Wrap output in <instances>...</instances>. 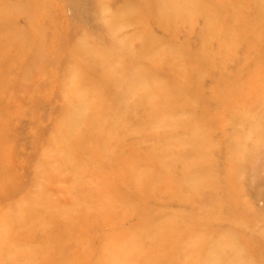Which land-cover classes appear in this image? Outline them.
Here are the masks:
<instances>
[{"label":"rangeland","instance_id":"obj_1","mask_svg":"<svg viewBox=\"0 0 264 264\" xmlns=\"http://www.w3.org/2000/svg\"><path fill=\"white\" fill-rule=\"evenodd\" d=\"M0 264H264V0H0Z\"/></svg>","mask_w":264,"mask_h":264},{"label":"bare ground","instance_id":"obj_2","mask_svg":"<svg viewBox=\"0 0 264 264\" xmlns=\"http://www.w3.org/2000/svg\"><path fill=\"white\" fill-rule=\"evenodd\" d=\"M8 1H10V2H14V3H15L16 0H8ZM21 1H22V0H21Z\"/></svg>","mask_w":264,"mask_h":264}]
</instances>
